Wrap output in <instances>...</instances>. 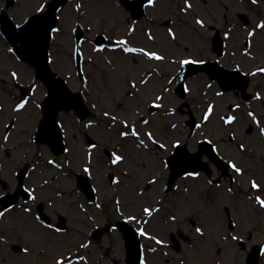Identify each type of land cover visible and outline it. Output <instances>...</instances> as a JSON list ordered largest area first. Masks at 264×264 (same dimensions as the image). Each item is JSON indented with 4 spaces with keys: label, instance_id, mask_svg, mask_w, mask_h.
I'll return each instance as SVG.
<instances>
[{
    "label": "rangeland",
    "instance_id": "obj_1",
    "mask_svg": "<svg viewBox=\"0 0 264 264\" xmlns=\"http://www.w3.org/2000/svg\"><path fill=\"white\" fill-rule=\"evenodd\" d=\"M49 2L50 0H47V4ZM189 2L193 7L185 13L182 11L186 7L185 0H156L155 7L149 5L145 17L138 22L131 18L129 11L119 0H73L59 13L58 27L61 32L55 33L52 44L53 69L61 73L74 90L83 93L87 105L93 108L98 116L103 111L117 116L114 125L110 116L104 119V126L109 134L101 135L103 134L101 131H96L97 135L94 136L97 140L107 139L100 144L101 147L114 149L119 142V132L125 130L121 123L124 119H127L129 124L136 125L137 130L141 132L139 139H144L148 144V148L141 145L140 149L136 147L137 151L129 154L133 142L121 140L126 161L119 166V173L115 172L114 167L106 171L103 167L107 163L106 156L102 151L99 153L97 151L98 154L94 157L96 162L94 182H98L100 190L98 205L103 207L102 210L93 207V212L85 216L88 220L85 226L87 228L79 226L77 235L72 237L76 239L78 245L77 254L86 257L85 260H76L73 264H126L124 240L118 231H111L101 242H93L86 249L80 248L79 245L90 241L92 229L105 224L113 226L129 214L142 217L146 222H131L132 226L144 227L151 235L165 241L164 244H158L153 239L141 236L144 260L147 264H245L250 250L240 248L239 242L226 247L218 240V235L226 224V209L230 211L236 223L238 236L244 239L250 235L251 230L264 223V210H260L253 202L248 204L247 201L229 200L226 195L217 194L216 191L210 194L206 188L207 184L201 180L188 182L186 186L189 190L184 192L185 196H176L172 192L168 196L169 200H162L167 170L165 171L161 159L167 157L173 149L172 143L177 139L191 148L203 137L216 143L220 142L223 156L228 157L235 152L239 160L243 159L242 164L248 169V174H257L264 181V134L260 132V128L264 127V74H251L256 68L264 67V29L257 28L255 35H248L259 21L264 20V0L256 2L189 0ZM44 3L45 0H17L16 6L9 9V15L21 23L28 17L38 14L37 8ZM77 4L82 5L79 11L76 10ZM3 8L4 4L0 0V11ZM241 14L247 16L249 20L247 24L240 20ZM196 18L203 19L205 26L196 24ZM78 25L83 27L86 34L81 46L86 76L82 81L75 73L73 61L75 45L73 29ZM133 27L134 32L131 31ZM169 27L176 32L175 40L167 31ZM149 29L155 40L148 38ZM99 35L107 38V44L98 51L94 40ZM216 37H224L226 40L224 57H219L213 52L212 43ZM122 39L128 40L127 46L157 50L165 55L166 59L156 61L141 53L124 52L122 49L125 45H117V41ZM248 41H251L250 47ZM245 47H249L251 55L244 53ZM187 57L218 61V64L227 69H236L239 65V70L251 78L249 92L254 96V100L246 102L233 92L218 96L217 93L220 91L218 85L205 73L200 72L187 79V98H178L172 88L175 87L184 66L178 61ZM173 60L177 63H173ZM133 80L136 82L135 88L131 86ZM141 80L147 82L141 83ZM208 84L212 87H207ZM256 93L260 94V99L255 97ZM157 95L166 96L165 102L161 103L163 107H159L160 111L156 114H148ZM182 102L190 104L198 122L195 139L189 136L190 128L185 121L187 116L176 111ZM209 103L214 104V111L209 120L204 121L203 116ZM237 104L240 105L239 108L234 107ZM187 107L184 110H187ZM249 112L256 113L261 121L260 125L255 124L248 115ZM228 115L236 116L237 121L231 125L225 124L223 118ZM144 118L149 120L148 125L141 123ZM173 124L176 128L171 127ZM147 131H152L156 139L167 143V150L161 151L154 147L144 135ZM232 133H235V136ZM230 135L236 138V148L230 144ZM240 143L245 144L244 153L238 152ZM83 155L76 157L78 166L85 161ZM110 172L118 176L125 186L119 184L118 187L113 186L108 179ZM153 175L157 176L156 184L145 190ZM114 189L118 190V193H115ZM140 189L144 190L143 196L138 195ZM116 198L121 202L119 205L115 203ZM145 206L159 208V211L149 217L142 214V207ZM118 208L122 209L124 215L117 211ZM170 215H176L177 221H170ZM78 216L81 218L79 221L83 220L82 213L79 212ZM71 217L73 218V215ZM196 227L205 228V237H200L195 232ZM28 228L30 227L27 223L24 224L11 213L0 217V236L5 237V240H0V264L51 263L48 262V258L38 260L30 256L31 254H15L11 250L10 245L14 242H29L33 244L30 246L32 248L48 249L45 241L50 237L40 229L30 228L26 231ZM262 229L264 230V227ZM20 230L21 238H14L13 233ZM180 231L185 237L190 238V242L180 241L183 248L177 253L172 247H168V244L171 242L172 234L180 238ZM72 238L54 237V244L49 246L50 254L59 257L61 254L71 253ZM249 239L252 244L258 242L261 244L264 236L253 234ZM219 249L222 250L221 256L217 254ZM260 264H264V253Z\"/></svg>",
    "mask_w": 264,
    "mask_h": 264
},
{
    "label": "flooded vegetation",
    "instance_id": "obj_2",
    "mask_svg": "<svg viewBox=\"0 0 264 264\" xmlns=\"http://www.w3.org/2000/svg\"><path fill=\"white\" fill-rule=\"evenodd\" d=\"M13 71L18 74V79L11 75ZM45 98L46 89L43 84L36 78L28 65L14 58L0 35V104L3 105V109L0 110V165H3L0 168V198L7 197V200H18L8 212L16 219L20 218L24 224L27 223L32 230L36 228L44 231L46 236L50 237L45 241L48 251H50L49 246L54 244V237L69 236L72 238L77 235L79 226L83 227V229L87 228L85 226L88 220H86L87 217L85 216L86 213L88 215L92 212V205L87 202L89 196L82 190L81 183L79 184V175L89 179L94 176L93 159L89 165L93 169L91 177L84 172L83 166L88 162V152H91L93 157L95 150H104L100 147V144H103L107 139L98 138L97 140L94 135H97L96 131H101L103 133L101 135L107 133L104 126V119L107 117L103 115L105 111L98 116V113L93 108L91 110H94L95 116L86 118H80L74 110L60 112L55 120L62 123L64 128L57 135L52 131V117L56 106L44 109ZM21 99H28L29 104L25 110L17 113L14 110L15 105ZM94 108L96 109V107ZM45 116L48 117L46 122L44 121ZM88 121L94 122L91 127H85ZM5 135H9L7 141L4 140ZM61 137L65 144V151H62ZM89 137L93 138L99 147L90 148ZM121 140L119 139L113 150L122 154L124 144ZM230 144L234 146V140ZM130 147L134 148L135 144H131ZM220 150L222 149H218L221 154ZM82 154L85 156V161L81 166H78L76 157ZM221 155L223 156V154ZM223 158L227 162L233 160L236 163H243V159L239 160V156L235 152L228 157L223 156ZM51 160L56 161V164H49L48 161ZM165 160H167V157ZM203 160L209 163L211 172H201L198 178H181L175 183L172 191L176 196H185V189L189 190L186 184L197 180L207 184L206 188L210 194L216 191L217 194L226 195L227 199L233 201L238 200V197L241 200L252 201L255 200L254 197L256 195L262 194L259 190L252 188L251 185H249L247 190L239 192V188L236 185L239 176L233 169L230 168L228 173H225L215 165L213 160L207 157H203ZM168 175L167 168L164 198L162 200H169L168 196L172 193L166 190ZM258 176L251 173L243 174L241 178L243 180L249 179L250 181L256 179L257 183L264 188V181L261 176ZM44 181H47V184ZM120 186L125 185L121 182ZM116 187H118V184ZM150 187L147 185L146 189ZM29 188L35 189L36 200L30 199L31 193L27 191ZM114 191L118 193V190L114 189ZM252 202L254 203V201ZM25 209H31V211L26 212ZM79 212L83 215V220L81 221H79ZM43 214L45 215L44 219ZM72 215L73 218L71 217ZM48 225H52V227H48ZM62 226H65V229H62ZM20 228L22 230V226ZM255 229L251 230L248 237L251 238L253 234H264L260 228ZM21 230L13 233L14 238H21ZM31 232L33 233L34 231ZM219 236L221 237L219 239L220 242L227 246H232L236 242L232 237L237 236V229L225 227L219 233ZM226 236L228 239H224ZM21 240L23 241V239ZM13 244H19L23 248L28 247L30 254L36 259L51 258L49 260L50 264H55L56 255H45L46 252L43 250L46 247L32 248L30 246H33V244L29 242H14ZM71 246V250L75 252L77 249L76 239L72 238Z\"/></svg>",
    "mask_w": 264,
    "mask_h": 264
},
{
    "label": "snow or ice",
    "instance_id": "obj_3",
    "mask_svg": "<svg viewBox=\"0 0 264 264\" xmlns=\"http://www.w3.org/2000/svg\"><path fill=\"white\" fill-rule=\"evenodd\" d=\"M253 2H256V0H253ZM185 4H186V7H184L182 9V11L187 13L188 10L193 7V5L189 2V0H185ZM147 5L155 7L156 0H147ZM46 7H48L47 0H45V3L41 4L37 8L36 11L38 13H44ZM81 7H82L81 4H77L76 5V10L79 11L81 9ZM56 19H58V18H56ZM35 22L38 25L39 24L46 25L45 36H47L49 33H59V32H61V29L59 27H53V25L56 23V20H49L46 15L36 16L35 17ZM195 23L200 25L201 27L205 26V21L203 19H200V18H196ZM17 27H20V26L18 25ZM257 28L264 29V20L259 21L257 23V25L255 26V28H252L249 31L248 35L249 36L255 35ZM131 31L134 32L135 31V27H133L131 29ZM167 31H168L169 35L172 37V39L175 40L176 39V32L170 27L168 28ZM147 35H148V38L150 40H155V37L152 35L151 29L148 30ZM225 35H230V33H225ZM128 43L129 42H128L127 39H122V40L117 41V45H125V47H123V49H122V51H124V52H127V53H141L145 57H147L149 59H152V60H156V61H164L166 59L165 55H162L157 50H147L144 47H131V46H127ZM247 43H248V46L250 47L251 41H248ZM249 47H245V49H244V53L246 55H251V53L249 51ZM97 50L99 51V50H102V49H97ZM233 55H235V53H233ZM46 59H47L48 63L52 62L50 54L46 57ZM172 62L173 63H177L176 60H173ZM178 63L181 64V65L207 64V61L204 60V59H193L192 57H187V58L179 60ZM239 69H240V66L237 65L236 66L237 72L239 71ZM256 73L264 74V67L256 68L251 74L252 75H256ZM11 75L14 78H17V79L19 78L18 74L15 71H13L11 73ZM146 82L147 81H145V80H141V83H146ZM131 86L133 88L136 87L135 80L131 81ZM207 87L211 88L212 85L208 84ZM186 90H188V89H186ZM217 95L220 96V95H223V93L222 92H218ZM255 97L257 99L261 98L259 93H256ZM163 99H164L163 96H156L155 100L153 101V104L156 107H163V105L156 103V101H160V100H163ZM28 104H29V100L28 99H21L15 105V109L14 110L17 113H19V112L25 110L26 107L28 106ZM37 106H39V105H37ZM234 107L239 108L240 105L237 104ZM2 109H3V105L0 104V110H2ZM213 111H214V104L213 103H209L208 106H207V111L205 112V114L203 116L204 121H208L209 120V118L213 114ZM103 115L104 116H110L113 125L117 121V116L116 115H112V114H110L107 111H105L103 113ZM248 115L250 117H252V119L255 122V124L260 125L261 121H260L259 118H257V115H256L255 112H249ZM223 120H224L225 124L231 125V124H233V123H235L237 121V117L234 116V115H228V116L224 117ZM93 123H94L93 121H88V123H87V125H85V127H91ZM121 123L123 124V127H124L125 130H122V131L119 132L120 136L125 137V138H127L129 136L135 137V138L138 139V146L142 145L144 148H148V144L145 143V140L144 139H139L141 137V132L137 130V127H136V125L134 123L133 124H129V121L127 119L122 120ZM141 123L143 125H148L149 124V120L144 118V119L141 120ZM52 125H53L52 131H54L57 135L59 134V131L64 128V125L62 123L56 121L54 118L52 120ZM171 127L172 128H176V125L173 124V125H171ZM260 132L262 134H264V127L260 128ZM9 135H5V137H4L5 141H7L9 139ZM144 135L147 137L148 140H150L153 144H155L159 150L163 151V150H166L168 148V144L164 143V142H161L160 140L156 139V137H155V135H154V133L152 131H147V132L144 133ZM232 135L235 136V133H232ZM208 143L211 144L212 142L209 140ZM89 147L92 148V149H95V148L99 147V145L95 144V143H91L89 145ZM172 147L177 149V157H178V158H173V160L171 161L172 166L173 167H180L182 169V171L184 172V176L185 177H196V178L200 177L201 173L196 170V167L198 166V162H199V157L198 156H192V157L187 156V154L181 148V141L178 140V139L175 140L174 143H172ZM238 147L241 150H243L245 148V144L240 143L238 145ZM110 156H111V161L110 162H111L112 165H118V164H121L122 162L126 161V156L123 155V154H118L117 152H111ZM87 161L88 162L83 166V170H84L85 173L88 174L89 177H91L92 174H93L92 167H89V165L92 162V153L91 152H88V154H87ZM48 163L55 165L56 161L51 160V161H48ZM161 163L163 164V166L165 168H167L169 166V161L168 160L161 159ZM228 163H229L231 169H233L235 171V173H238L240 175L244 174V169L242 167L238 166L235 161L229 160ZM2 167H3V165H0V168H2ZM61 167H62V165H61ZM189 168H191V170H189ZM125 175H127V173H125ZM112 182L115 183V184H119L121 181H120L119 177H116L113 174ZM156 182H157V176L153 175L152 179L148 183H149V186H150L152 184H155ZM44 183L47 184V181H44ZM209 183H211V181H209ZM250 183H251V187L252 188L257 189V190H259L262 193L261 195H256L254 197V199L256 200V202L261 207H264V188H262L261 184L257 183L256 179H252ZM27 191L29 193H31L30 199L31 200H36L35 189L29 188ZM185 191L187 192L188 189L186 188ZM229 191H231V189H229ZM138 195L139 196H143L144 195V190L140 189L139 192H138ZM250 198H252V197H250ZM115 203L117 205H119L121 202H120L119 199H116ZM97 207H101V205H97ZM5 211H7V209ZM25 211L26 212H30L31 209H25ZM117 211H119L121 213V215H124L122 209L118 208ZM158 211H159V208H155L153 206L142 207V214H146L149 217H152L154 212H158ZM3 215H4V213L0 212V217H3ZM124 219L127 220L130 223L131 222H136V221H139L140 223H146L145 221L142 220V217H138V216L132 215V214L124 216ZM177 219L178 218H177L176 215H170L169 216V220L170 221H174L175 222V221H177ZM48 227H52V225H48ZM195 232L200 237H205V235H206L205 228H203V227H196ZM135 233H138L142 237H148L150 239H153L158 244H164L165 243V241L163 239H160L158 236L151 235L150 232L147 231L144 227H136L134 234ZM224 239H228V237L226 236V237H224ZM232 239L233 240H240V239H242V237L233 236ZM0 240H5V237L0 236ZM90 243H91L90 241H88L87 243H81L79 245V247L86 249L90 245ZM22 251L24 253H28L29 252V248L25 247V248L22 249ZM153 251H155V249H153ZM73 259H76V260H79V261H83V260L86 259V257L83 256V255H80V254H68V255L61 254L56 259L55 264H73ZM141 264H147V261L146 260H141Z\"/></svg>",
    "mask_w": 264,
    "mask_h": 264
},
{
    "label": "water",
    "instance_id": "obj_4",
    "mask_svg": "<svg viewBox=\"0 0 264 264\" xmlns=\"http://www.w3.org/2000/svg\"><path fill=\"white\" fill-rule=\"evenodd\" d=\"M69 0H54L49 5V10L47 11L46 15L49 20H56V23L53 27L57 26L58 19L56 14L57 12L64 7ZM123 4L132 11L133 16L135 18H140L144 14V7L147 4V0H138L132 2L130 0H123ZM138 4L139 9H134V5ZM40 16V15H38ZM36 17V16H35ZM35 17L31 18L28 23L23 27H16L14 24L11 26L4 28V32L7 35L8 40L10 41L11 45L15 53L21 57L24 61L28 62L31 66L35 68L37 71V76L46 84L50 91V97L48 99V104L58 103L61 109H69V108H76L79 111L84 108L83 102L79 95L71 94L69 89L66 86V83L56 74H54L50 67L49 63L47 62L46 57L49 55L50 46L52 41L53 33H49L45 36V28L46 25L37 24L35 22ZM241 19L245 22H248L246 16L242 15ZM17 29L20 32H17ZM84 35L81 29L78 31V43H80L81 39H83ZM20 44V46H19ZM214 45L216 49L222 51L221 45L222 42L219 38L215 39ZM81 56L78 54V68L81 69ZM198 67L194 66L193 64H189L187 69L182 73V76L178 80L179 88L182 90L184 87L185 79L196 73L197 71L194 70ZM205 71L206 69L203 68ZM212 75H215V70L209 71ZM61 87V88H60ZM69 94V95H65ZM65 95V97H64ZM195 119L191 116V121L189 125L191 126L192 130L195 127ZM183 150H185L183 148ZM198 155V154H197ZM178 167H174L173 171L177 172ZM201 169V165L198 162V166L196 170ZM191 170V168H189ZM2 201V200H0ZM6 207V204H4ZM125 238L127 240V248H128V262L129 264H139L141 258V252L139 249V243L136 239L134 232L131 233L125 232Z\"/></svg>",
    "mask_w": 264,
    "mask_h": 264
},
{
    "label": "bare ground",
    "instance_id": "obj_5",
    "mask_svg": "<svg viewBox=\"0 0 264 264\" xmlns=\"http://www.w3.org/2000/svg\"><path fill=\"white\" fill-rule=\"evenodd\" d=\"M191 83V82H190Z\"/></svg>",
    "mask_w": 264,
    "mask_h": 264
}]
</instances>
